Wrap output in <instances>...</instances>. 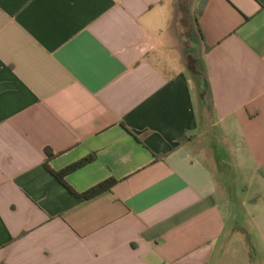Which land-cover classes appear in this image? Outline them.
Returning <instances> with one entry per match:
<instances>
[{
    "label": "crops",
    "instance_id": "crops-1",
    "mask_svg": "<svg viewBox=\"0 0 264 264\" xmlns=\"http://www.w3.org/2000/svg\"><path fill=\"white\" fill-rule=\"evenodd\" d=\"M170 1L0 0V264H264V0Z\"/></svg>",
    "mask_w": 264,
    "mask_h": 264
},
{
    "label": "rangeland",
    "instance_id": "rangeland-1",
    "mask_svg": "<svg viewBox=\"0 0 264 264\" xmlns=\"http://www.w3.org/2000/svg\"><path fill=\"white\" fill-rule=\"evenodd\" d=\"M179 0H171L167 6V8L169 9H174L177 5ZM186 0H182V2H185ZM186 3V2H185ZM184 7V6H183ZM174 19V18H173ZM189 34L186 36V34ZM169 34V33H168ZM185 34V35H184ZM195 38L193 33H191L189 30H185L184 28H182V36L180 40H175V42L173 41V49H174V55H176L177 57H181L182 60H187L189 56H192V58L194 59H200V54L195 42ZM188 43L190 44V46H188ZM190 65V64H189ZM187 67V66H186ZM191 67V65H190ZM215 142V148L220 152L223 153L225 150V147L223 146V144L221 143V140H215L213 139ZM228 175H229V186H230V190L232 192V195L235 199H238V196H240L242 194L241 189L243 188V182L240 179H237V175H235V172H232L231 169H227ZM238 221V220H237ZM236 221V222H237Z\"/></svg>",
    "mask_w": 264,
    "mask_h": 264
},
{
    "label": "trees",
    "instance_id": "trees-1",
    "mask_svg": "<svg viewBox=\"0 0 264 264\" xmlns=\"http://www.w3.org/2000/svg\"><path fill=\"white\" fill-rule=\"evenodd\" d=\"M185 2H187V0ZM185 2H182V1L180 2L181 8H185V5H186ZM190 62H191L190 68L193 69V71H194L193 77H194V79L198 85V88H199L201 86V79L203 77V75H202L203 67L201 65L202 61L200 59L197 60V59L191 58ZM203 80H204V78H203ZM93 158H94L93 155H89V156L82 158L81 160H79L77 162H74L73 164L67 166L66 168H64L60 171H57V172L51 171V172L63 185L67 186L66 182L64 180L65 176L67 174H69L70 172L76 170L77 168L81 167L82 165L90 162ZM114 183H115L114 180H106L104 182H101V183L93 186L92 188L83 192L82 194H77V196L82 197V198H86V199L94 197V196H96V195H98L104 191L110 190L111 187L114 185Z\"/></svg>",
    "mask_w": 264,
    "mask_h": 264
}]
</instances>
